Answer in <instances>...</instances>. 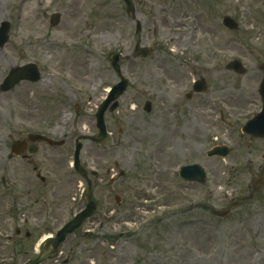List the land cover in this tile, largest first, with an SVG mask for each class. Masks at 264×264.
Instances as JSON below:
<instances>
[{
	"label": "rangeland",
	"instance_id": "1",
	"mask_svg": "<svg viewBox=\"0 0 264 264\" xmlns=\"http://www.w3.org/2000/svg\"><path fill=\"white\" fill-rule=\"evenodd\" d=\"M133 3L141 43L152 54L120 62L129 83L118 109L104 114L109 138L100 145L83 143L80 162L97 212L42 264H264V188L251 202L240 200L251 184L242 170L247 156H206L217 138L228 144L231 136L213 109L233 77L226 64L247 62L246 70L257 73L254 63L264 59V0ZM54 12L61 19L52 27ZM225 15L239 31L223 28ZM2 22L9 28L0 47V83L13 66L34 63L41 72L36 83L0 91V185L3 174L10 186L23 181L31 207L22 228L23 215L14 220L10 209L22 203L17 190L5 202L0 197V264H21L35 256L41 237L66 220L69 205L75 212L82 207L86 183L70 165L74 138L98 133L97 108L106 88L118 81L108 55L131 56L136 35L122 0H0ZM201 79L206 91L193 94L192 81ZM244 81L236 79V86ZM243 94L236 90L234 104ZM146 102L150 113L143 110ZM201 122L204 130L197 135ZM31 134L64 144L35 141L37 152L25 150L21 164L12 143L28 145ZM190 164L203 168V183L177 175ZM227 166L240 170L230 177ZM37 174L51 184L41 187ZM50 214L52 223H43ZM16 229L28 235L26 244L11 238Z\"/></svg>",
	"mask_w": 264,
	"mask_h": 264
},
{
	"label": "flooded vegetation",
	"instance_id": "2",
	"mask_svg": "<svg viewBox=\"0 0 264 264\" xmlns=\"http://www.w3.org/2000/svg\"><path fill=\"white\" fill-rule=\"evenodd\" d=\"M255 67L257 69V73H254L253 71H249L252 75H249L245 77V82L241 85L236 86L234 77L231 78V82L229 83V88L227 89V95H223L221 102L223 105H225L228 108V120H229V135L227 142L228 146L231 148L230 155H235L234 161L240 160V154H243V151L245 155L247 156V164L246 167H242V170H244L247 173V176L249 179H251L252 183L248 186L249 195L248 200L251 201L254 199L255 195L257 193L253 192V181L258 180L261 170L264 167V139L255 138L249 134H244L241 131V122H246L250 120L253 116L258 114L259 112H262L264 114V86L260 88V84L264 78V70L262 68L264 67V60L255 62ZM247 71H245L246 73ZM262 90V96L259 95V90ZM236 90H242V92H245L247 94H243L242 102L241 103H235V92ZM172 105V103H170ZM192 113V112H190ZM219 117H221L222 120V112L217 111ZM197 129V135L199 132H203V124H196ZM11 159V158H8ZM235 169L240 170V168H229L227 166L226 171L227 174L231 177V175L235 176ZM256 173H255V172ZM222 173V172H221ZM42 182L45 184L46 182L42 179ZM23 184V183H22ZM51 184V183H50ZM1 186V185H0ZM263 186V183L261 185V188ZM2 187L4 188V192L0 197H3L2 201H6L8 198H11L10 193H8L6 190L8 188V185L6 184V178L3 174L2 177ZM51 190V189H50ZM1 191V187H0ZM53 191V190H52ZM64 203V202H63ZM236 202L234 201V205ZM63 205V204H62ZM61 205V206H62ZM54 206V205H52ZM59 206L54 207L51 210L52 212H55L56 208ZM50 213V212H49ZM75 214V206L74 204L69 205L68 211H66L64 221H59L56 224L59 226L65 224L67 221H69ZM52 216L47 215V217L43 220V223L51 224L52 220L49 219V217Z\"/></svg>",
	"mask_w": 264,
	"mask_h": 264
},
{
	"label": "water",
	"instance_id": "3",
	"mask_svg": "<svg viewBox=\"0 0 264 264\" xmlns=\"http://www.w3.org/2000/svg\"><path fill=\"white\" fill-rule=\"evenodd\" d=\"M125 2L129 7H131L130 0H125ZM58 20H59V16L53 15L52 20H51V24L56 25L58 23ZM224 25L230 29L236 28V25L234 24V22L232 20H230L229 18L224 19ZM7 27H8V24L3 23L1 28H0V46H2L7 40V37H6ZM136 31L139 32V24H137V26H136ZM137 48H138V46H137ZM145 53H147V52H145ZM117 61H118L117 56L111 57L112 66H113L114 70L119 73ZM233 66L236 69L238 67V65H233ZM25 77H27V78H25ZM24 78L29 79L31 81H36L38 79V73L36 72L35 68L32 65H29V66L24 67V68H18L15 71H12L11 74L9 75V77L4 81L2 90L8 89L9 86H12L15 82H17L21 79H24ZM125 87H126L125 81H122L121 83L117 84L111 90L107 100H105L103 102V104H101L100 109L97 113V126L100 129V135L96 138H92L93 141L103 142L106 139L107 134L105 132V127H104L103 119H102L103 113L106 110L107 105L111 101H114V99L116 97H118L123 92ZM116 107H117V103H113L110 107V111L114 110ZM148 109H149L148 105H146V110H148ZM32 140L34 141V140H36V138H33ZM80 148H81V145L77 144L76 149H75V154H74V167L83 177H85V173L79 167L78 156H79V149ZM23 149H24V147H20V149L15 147L14 152L20 153V151H22ZM180 176L186 180H192V181H198V182H203V179H204L203 172L195 166H191L188 168H186V167L182 168V171L180 172ZM90 197H91V193L89 190V192L86 194V208H85V210L82 211L81 213H79L75 217V219L72 222H70L67 226L62 228L58 232L56 239L53 242H49V243H53L54 248L57 247L64 240L65 235L67 233L72 232L76 227H78L83 219H85L86 217H90L92 215L93 211L95 210V204L91 202ZM44 251H45L44 255H42L41 257H39L35 261L28 262L27 264H35V263L42 261L45 258L46 254L48 253L47 249Z\"/></svg>",
	"mask_w": 264,
	"mask_h": 264
}]
</instances>
